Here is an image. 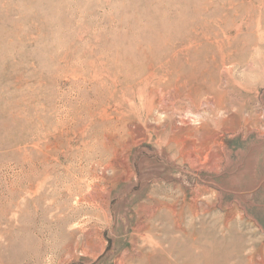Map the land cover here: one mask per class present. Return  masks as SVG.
I'll return each instance as SVG.
<instances>
[{"label": "rangeland", "instance_id": "1", "mask_svg": "<svg viewBox=\"0 0 264 264\" xmlns=\"http://www.w3.org/2000/svg\"><path fill=\"white\" fill-rule=\"evenodd\" d=\"M0 264H264V0H0Z\"/></svg>", "mask_w": 264, "mask_h": 264}]
</instances>
